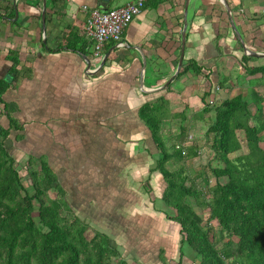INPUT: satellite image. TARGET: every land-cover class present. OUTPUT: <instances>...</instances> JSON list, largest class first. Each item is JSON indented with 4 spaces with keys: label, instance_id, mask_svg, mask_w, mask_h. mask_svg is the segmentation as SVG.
<instances>
[{
    "label": "crops",
    "instance_id": "0c3cea01",
    "mask_svg": "<svg viewBox=\"0 0 264 264\" xmlns=\"http://www.w3.org/2000/svg\"><path fill=\"white\" fill-rule=\"evenodd\" d=\"M130 1L0 0V81L10 84L0 102V127L9 132L6 148L21 167L31 161L48 163L72 208L90 201V226L99 225L110 208V228L97 230L117 234L118 245L125 238L120 233H136L146 224L144 216L156 227L159 216L165 217L166 226L175 223L162 213V201L160 209L155 198L145 202V174L151 186L166 182L154 171L159 151L140 116L144 104L161 97L169 102V113L177 117H166L163 134L177 118L198 117L208 127L215 113L203 114L205 103L220 92L224 97L218 103L242 94L252 113L258 106L264 111V73L252 71L264 66V57L245 62L246 51L233 27L250 51L264 56V0L149 1L126 27V47L106 45L104 57L109 56L102 68L92 59V43L87 54L79 44L77 50L66 47L64 37L71 30L90 43L83 28L91 10L115 9ZM185 23L179 73L190 70L179 76ZM164 85L169 88L162 89ZM181 127L186 129L183 143L193 147L194 137ZM96 206L106 211L91 213ZM145 206L149 211L144 213ZM179 246L162 248L168 262Z\"/></svg>",
    "mask_w": 264,
    "mask_h": 264
},
{
    "label": "trees",
    "instance_id": "16d2710c",
    "mask_svg": "<svg viewBox=\"0 0 264 264\" xmlns=\"http://www.w3.org/2000/svg\"><path fill=\"white\" fill-rule=\"evenodd\" d=\"M78 34L71 30L64 37L66 47L77 50L79 44L80 51L87 54L92 42ZM250 59L253 56L243 58L245 62ZM13 62V73L17 75L16 57ZM189 70L185 68L181 74ZM199 70L195 73L199 74ZM252 71L264 73V66ZM9 88L8 82L0 81L1 103ZM202 100L205 103V97ZM208 106L205 103L203 114L215 113L206 132L207 137H212L210 149L214 156L198 174L207 191L199 186V177L186 174L183 166L170 169L178 161L194 159L199 150L197 146L183 147L187 138L183 127L180 135L172 139L178 142L169 146L165 140L166 117H177L169 113V102L161 97L140 110L159 151L154 171H159L167 184L159 199L166 206L162 213L181 229L178 264H182L186 250L193 261L199 259L193 264H264V111L257 105V111L252 113L242 94ZM11 124L15 127L16 122ZM8 134L0 127V264H129L122 259L119 248L111 244L108 234L96 231L90 238V226L82 217L62 216L63 208H73L54 170L44 161L36 162L40 165L38 171L33 170L32 161L25 167L18 165L5 145ZM21 170L27 171L33 194L27 191ZM212 178L216 179L214 186ZM51 190L57 191L56 199L50 197ZM188 198L208 212L209 222L216 221L219 229L209 223L203 225V217Z\"/></svg>",
    "mask_w": 264,
    "mask_h": 264
},
{
    "label": "rangeland",
    "instance_id": "374dc122",
    "mask_svg": "<svg viewBox=\"0 0 264 264\" xmlns=\"http://www.w3.org/2000/svg\"><path fill=\"white\" fill-rule=\"evenodd\" d=\"M219 97H217V99H220L221 97H224V95L220 92L219 93ZM216 99V100H217ZM216 100L214 101V104H218V102ZM210 99L207 100V104H209ZM247 101V100H246ZM213 107V106H211ZM209 107V108H211ZM215 107V106H214ZM213 109V108H212ZM214 115V114H213ZM184 125L187 130L189 131L190 135H192L194 137V140L191 139L192 141V145L194 143L193 146H197L198 150H199V155L197 157H195L194 159L191 160H186V161H182V162H177L175 165H173V167L171 166L170 169H178L177 166H183L184 168H186V172L188 175L192 176V177H196L198 178V174L200 173L201 170L205 168H207V164L209 163V161L213 158V153L211 154L210 150V143H211V136L207 137L206 136V132H207V125L204 123V121L202 119H199L198 117H196L195 119L192 120H188L185 119V121H183L180 118L175 119L173 125L172 123L169 124V126L166 127V131L163 134L165 140H168V144L169 146H171L174 142H178V139L176 140H172L174 138V136H176V134H178V131H180V126ZM206 125V127H205ZM191 128V129H190ZM264 132V131H263ZM262 132V133H263ZM188 136V134H187ZM159 160V158H158ZM33 170H40V165L39 164H32L31 165ZM169 166V165H168ZM157 167V163L156 166ZM21 176L23 177V182L24 185L27 189V191L30 194H33V189H32V185L30 182V178L27 174L26 170H21ZM146 175H144V188H146L148 190L149 187H151V189H153V192L150 194L149 192H147V190L144 189V191L146 192L144 195H146V199L145 202L148 201V198L152 199L155 198L157 201L155 203V205L157 206L158 209H160V207L163 205L161 200L158 199L159 197L163 196V193L167 187V185L165 183H163V181H161V184H157L155 183L157 186L155 185H150L149 182H147L148 178H146ZM162 177V176H161ZM199 186L201 187V189H204V191H207V188L205 186V183L203 182L202 178L199 177L197 180ZM222 182H224V180H222ZM211 186H214L216 184V179L212 178L211 181ZM50 197L53 199H56L58 197V193L55 190H51L49 193ZM150 195V197H149ZM86 196V195H85ZM189 203L191 202L192 205H194V207H196V210L198 211V213L203 217V225H206L207 223H209L211 226L216 227V229H219V226L217 224L216 221L213 222H209V214L208 212H205L203 210H201L199 207L196 206V202H193V200L188 198ZM75 202H79V201H75ZM155 202V201H154ZM145 203H143L144 205ZM148 204V203H146ZM74 209H68V208H63L60 212L62 214L63 217H68L69 219H73V217L75 216H79L83 218V221L85 223H87L90 226V201H88L87 203H84L82 205H80L79 207H73ZM142 209V207H141ZM146 210L149 211V207H144L143 211L144 213L146 212ZM101 211L102 213H104V209L100 208L99 206H96L95 209L91 210L92 212H99ZM107 214L106 216L100 217L101 221L99 222V225H93L90 226V228L88 229L87 232V236L92 238L95 234L96 231H101V230H97L98 228H103L104 227H108V224H111L112 222L110 221V218L112 220H114V216H112V214L114 213L113 211H111V209H107ZM88 213V215H87ZM85 214V215H84ZM109 214V215H108ZM87 216V217H84ZM36 217V215H35ZM96 218V217H94ZM37 219V218H36ZM147 216H144V224L139 230L136 231V233H131V232H126L123 231L122 233L124 235H122V233H120L121 237H125L123 240H118V242L120 243V245H118L115 241L114 236H116L117 234H112V232L110 231H106L104 233L108 234L111 244L116 246H119V250L122 256V259L125 261H128L129 264H178L179 262V253H177V251L175 250V252L169 254V262H168V257L166 256V253L164 252V254H162V248L166 245V244H172L174 247H176L177 245H179L180 241H181V235H180V226L177 225L176 223L172 224V222H168L166 223L167 226L165 225V217H157V224L158 226L160 225V230L158 228V226H153L151 225V223H147L146 222ZM110 228V225L108 227V229ZM153 228V231H152ZM105 231V230H103ZM132 235H131V234ZM167 237V240L163 237ZM176 241V242H175ZM128 242H131L130 246L128 244ZM136 244H135V243ZM174 242V243H173ZM135 245V247L137 248H133L131 250V248ZM158 246V247H157ZM130 247V249H129ZM139 252V254H138ZM158 254H161L158 256ZM164 255V256H163ZM185 257L182 259V264H193V262H199V259L196 258L195 261H193V257L190 255V253H188V250L185 251ZM162 256V257H161ZM159 257H161L162 259H160ZM156 261V262H155ZM160 262V263H159Z\"/></svg>",
    "mask_w": 264,
    "mask_h": 264
},
{
    "label": "built area",
    "instance_id": "2783aa9c",
    "mask_svg": "<svg viewBox=\"0 0 264 264\" xmlns=\"http://www.w3.org/2000/svg\"><path fill=\"white\" fill-rule=\"evenodd\" d=\"M149 1L152 0H132L115 9H93L89 12L83 29L84 36L93 44L91 50L93 60L101 62L104 59V48L108 43H114L118 48L126 47L124 31ZM209 104L213 105L214 102ZM180 146L182 145H177V148ZM183 147L188 148L189 143L183 144ZM183 152L186 154V151Z\"/></svg>",
    "mask_w": 264,
    "mask_h": 264
},
{
    "label": "water",
    "instance_id": "95a60500",
    "mask_svg": "<svg viewBox=\"0 0 264 264\" xmlns=\"http://www.w3.org/2000/svg\"><path fill=\"white\" fill-rule=\"evenodd\" d=\"M45 9H46V5L44 6V12H43V15H42V17H43V21H44V28H45V15H46V11H45ZM227 11H228V12L230 11V9H229L228 7H227ZM233 27H234V29H235V31H236V33H237V36H238V38H239V40H240V42H241L243 48L245 49L247 55H252V56H254V57H264V56H262V55H259L258 53H254L253 51H250V50L247 48V46L245 45L244 40H243L241 34L238 32L236 26L233 25ZM186 28H187V26H186V23H185V26H184V33H183V39H182V53H181V58H180V63H179V67H178L177 74L179 73V71H180V69H181V67H182V65H183V59H184V53H185V46H186V45H185V43H186V38H185ZM108 56H109L108 54L105 55L104 59L101 61V65H100L101 67H100V68L103 67V65L105 64V62H106L107 59H108ZM87 64L91 66V60H88V61H87ZM144 65H145V61H144ZM98 70H99V69H98ZM93 73L95 74V72H93ZM171 81H172V79H170V81H168L166 84H169ZM141 83H143V82H141ZM166 87H167V85H164V86L162 87V89H165ZM160 89H161V88H160ZM143 92H146V91L143 90ZM149 92H152V91H149Z\"/></svg>",
    "mask_w": 264,
    "mask_h": 264
}]
</instances>
